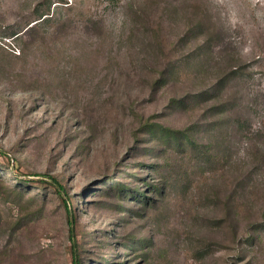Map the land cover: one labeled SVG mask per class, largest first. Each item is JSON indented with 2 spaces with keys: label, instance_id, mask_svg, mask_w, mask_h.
Here are the masks:
<instances>
[{
  "label": "rangeland",
  "instance_id": "374dc122",
  "mask_svg": "<svg viewBox=\"0 0 264 264\" xmlns=\"http://www.w3.org/2000/svg\"><path fill=\"white\" fill-rule=\"evenodd\" d=\"M76 263L264 264V0H0V264Z\"/></svg>",
  "mask_w": 264,
  "mask_h": 264
},
{
  "label": "trees",
  "instance_id": "16d2710c",
  "mask_svg": "<svg viewBox=\"0 0 264 264\" xmlns=\"http://www.w3.org/2000/svg\"><path fill=\"white\" fill-rule=\"evenodd\" d=\"M38 16L40 17V20H43L46 16H48V14H42V15H38ZM45 20L46 19H44L43 21H45ZM2 154H4V153H2ZM49 180H50V182H49L50 186L52 188H54L56 194L60 197L61 201L64 203V205H65V207L67 209V212H68L69 216L71 217L70 225L73 228V226H74V224H73L74 215L72 214V211L69 208V200H68L69 197H68L67 192H66L65 188L56 179L50 178ZM72 237H73V230L71 231V238ZM73 242H74V240H73ZM77 250H78V246L76 247V251ZM77 254H78V251H77ZM77 254H76V256H77L76 260L78 261L79 258H78ZM76 264H79V263H76Z\"/></svg>",
  "mask_w": 264,
  "mask_h": 264
}]
</instances>
